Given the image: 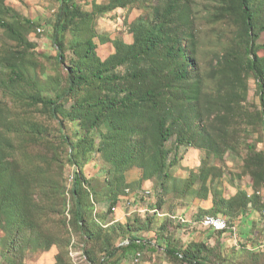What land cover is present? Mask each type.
<instances>
[{
  "label": "rangeland",
  "instance_id": "374dc122",
  "mask_svg": "<svg viewBox=\"0 0 264 264\" xmlns=\"http://www.w3.org/2000/svg\"><path fill=\"white\" fill-rule=\"evenodd\" d=\"M76 1L86 11H93L94 3L109 2ZM165 1L143 0L139 6L103 14L95 12L90 31L66 32V61L60 63L58 47L53 40L60 0H0V19L14 24L28 41V44H21L6 28L0 27V80L6 81L16 71L36 85L33 88L22 82L0 84V135L8 139L1 149L5 155L28 167L42 166L45 181L59 187L65 185L68 190L74 179V174L68 178L71 171L69 145L75 143V160L85 173L98 207L86 211L91 236L86 238L80 229L72 230V238L75 237L72 246L77 242L74 250L72 246L51 245L61 219L59 235L65 234L64 239L68 237L63 213L61 217L47 215L42 210L41 227L25 229L17 241L12 240L15 227L4 224L0 228L3 264H71L68 255L77 264L80 260L76 257L83 256L85 244L91 263L83 264L114 261L133 264L136 253L125 255L120 250L113 254L115 257L109 256L124 237L131 235L126 230L127 224L136 229L134 235L146 239L147 247L140 250V264H188L167 249H184L190 242L205 244L204 255L210 264H264V132L260 127L258 84L251 73L244 80H237L218 65L230 48L243 49L236 42L241 30L239 19L227 10L225 0H189L185 2L182 15L176 16L172 24L185 53L170 60L168 65L186 68L188 76L178 81L174 93H169L170 97L174 96L175 104L168 107L175 106V109L168 116V123L172 124L175 117L182 121L172 124L175 134L165 144L163 167L158 159L156 123L161 115L168 114L167 109L162 114L158 112L160 115L148 114L152 120L150 122L149 118L143 124L138 123L139 116L133 118V114H128L135 128L133 132L137 133L133 136V132L128 131L125 139L119 136L114 139L113 130L127 127L125 115L110 124L104 121L99 127H91L93 112L82 115L78 111L81 117L76 120H64V117L79 99L93 100L99 95L115 93L123 96L124 89L114 92L84 87L74 97H64L65 105L58 113L64 124L47 107L32 99L37 92L52 98L65 94L68 67L76 63L86 69L82 55L87 37H93L98 44L99 57L106 59L110 53L108 47L113 52L115 48L110 42L102 44V39L113 41L120 37L126 43H133L135 38L130 23L140 18L152 22ZM253 2L259 13V54L264 57V28H261L264 0ZM150 62L151 59H146L141 65L147 66ZM134 69L135 65L126 64L113 72L124 77ZM232 89L233 98L229 100L227 96ZM180 135H187L182 145L178 144ZM23 176L28 195L39 199L44 192L35 188L36 183L30 180L29 173ZM243 191L250 202L245 212L240 213L236 210L243 203L239 197ZM258 192L261 195L257 197ZM110 193L129 197V208L115 207L113 213L112 201L108 199ZM41 197L44 196H40V200ZM221 197L230 199L234 210L228 215L218 214L226 215L231 221L225 233L201 226L205 217L217 214L213 211L214 200ZM47 200L41 203L49 206L51 202L45 203ZM90 200L86 196L85 205ZM157 206L161 210L155 215ZM5 217L7 215L0 212V221ZM149 218L152 221L148 226ZM176 218L183 223L176 222ZM187 218L193 223H188Z\"/></svg>",
  "mask_w": 264,
  "mask_h": 264
},
{
  "label": "trees",
  "instance_id": "16d2710c",
  "mask_svg": "<svg viewBox=\"0 0 264 264\" xmlns=\"http://www.w3.org/2000/svg\"><path fill=\"white\" fill-rule=\"evenodd\" d=\"M142 1L143 0H109L106 4L94 3V10L86 11L82 9L76 0H60L59 13L54 23L53 33V40L59 51L57 55L58 61L60 63L66 61V32L83 29L88 32L91 30V20L95 12L103 14L118 8H131L141 5ZM187 1L189 0H166L164 7L162 9H157L152 22L150 21V23H147L140 18L130 23V28L135 38L133 43H126L120 37L115 38L113 41L102 39V44L110 42L113 48H115V51L110 53L106 59H101V57H99L96 51L98 44L94 41L93 37H87L83 43L85 45V51L82 56L87 65L86 69H88L89 72H87L86 69H84L85 67L83 68L81 64L75 63V65H70L68 67V87L65 94L60 97L52 98L44 97L37 92L36 95L32 96L34 103L43 104L51 111L53 116L58 118L63 124L66 118L76 120L81 117L76 113L78 111L82 112V115L84 112L87 114L93 112L91 127H99L104 121L110 124L119 116L125 115L127 127L121 126L113 130L114 139L116 136L125 139L126 137H124V134L126 132H133L135 130L127 117L128 114H133V118L139 116L138 123L143 124L149 118L151 122L152 117H148V114L151 116L154 112H161L162 114L166 112L167 109L168 114L161 115L156 123L158 130V148L160 151L158 159L160 167H163L165 163V144L175 134L172 124L182 121V118L175 117L173 118L172 124L168 123V116H170L171 112L175 109V106L168 107V105H172V103L175 104L174 96L170 97L169 93L170 91L174 93V86L178 81L188 76V70L184 67H178L177 65L176 67H170L168 62L175 59L180 54L185 53V47L179 44L180 38L176 36V32L172 30V24L176 22V16L182 15L185 2ZM225 1L227 10L239 19L241 30L237 33L238 39L236 42L238 46H243V49H238L237 47L230 48L223 54L218 65L222 70L231 72L233 79L239 80L243 78L244 80V77L248 73L254 75L257 80L258 96L260 99V127L264 132V57L259 54L261 46L257 43L259 37V31H257L259 26V13L253 0ZM27 23L31 24V22L28 21ZM0 27L6 28L19 43L28 44L24 34L14 24L0 19ZM262 27L264 28V25L261 26V28ZM146 59H151L150 65H141V62ZM88 61H90V63H88ZM126 64L135 65L136 70L134 69V71H131L130 74L124 77L115 75L113 71L117 67ZM7 82H22L36 88L33 81L16 71H13V74L6 81L0 80V84H6ZM84 87L105 88L114 92L124 89V95L119 96L118 93H115L114 95H99L93 100L79 99L72 105L64 117V120H61L58 117V113L65 105L63 98L74 97ZM166 91L168 94L165 93ZM233 93L234 91L232 89V93L227 96L229 100L233 98ZM136 133L137 132H133V136ZM104 136L107 137L106 135ZM186 138L187 135H180L178 137V144H184ZM5 141H8V139H3L2 135H0V212L7 215L4 220H1L2 222L0 221V228L4 226V224L6 226L11 225L12 228L15 227L16 232L12 240L17 241L25 229L41 227V222L39 221L40 213L42 210H45V214L47 215L52 213L62 217L63 213L65 216L64 226L68 237L64 239L65 234L59 235L61 233L59 225L63 224L61 219L57 223V231H55L56 233L53 235L51 245H57L60 248L65 245L68 246L67 248L72 246V241L75 238H72V235H74L72 230L75 228L80 229L79 231H81L86 238L91 236V230L87 223L88 215H86V211H89V209L97 210L98 207L96 201L93 199L94 194L88 187L85 173L81 165L75 160L73 148L76 144L70 143L69 145L71 171L68 178L71 174H74V179L72 185L67 190L65 185L59 187L50 181H45L43 179L42 172L44 169L42 166L34 165L28 167L21 161H17L18 159L5 155L1 149L2 146L5 147ZM78 143H80V141ZM101 147L104 146L102 145ZM24 173H29L31 175L30 180L36 183L35 188L41 189V191L44 192L40 196H44L46 199L48 198L45 203L51 202L49 206L41 203V200H45L44 197H41L40 200L39 196V199L35 200L34 195H28L25 190L26 180L23 176ZM34 175L39 176L33 178ZM35 194H37V192H35ZM113 194L114 193H110L108 197V199L112 201L111 210L113 213L115 207H119L121 210L129 208L127 204L130 199L129 197L116 196ZM258 195H261V193L258 192L257 197ZM86 196L91 199L88 205H85L84 202ZM239 197L243 199V203L239 205L236 211L243 213L247 209L250 200L247 197V193L244 191L240 193ZM154 210V214L157 215L161 209L157 206ZM213 211L217 213L213 214L216 216L223 212L227 215L230 214L234 211L231 206V200L224 197H221L219 200L215 199ZM222 216L227 219L230 227L231 221H229L226 215ZM151 221L152 219H147L146 225L149 226ZM176 222L180 224L183 223L179 218H176ZM187 222L193 223L191 219H188ZM194 223L197 222L194 221ZM227 229L213 230L225 233ZM126 230L130 232L131 235L124 237L119 247L115 251L109 253V256L112 258L115 257L113 254H117V251L119 252L120 250L122 253H125V255L136 253L135 256L138 257L139 252H141L140 250L147 247L145 242L146 239L134 235L133 233L136 229L132 228L130 224H127ZM127 239L130 243L122 245V241ZM84 243L85 242H83V244ZM155 245L159 246L157 242H155ZM205 249L206 246L202 242H190L184 249L174 250L173 248H168L167 251L188 264H210L207 262L204 255ZM82 251L84 252L83 258L77 264L91 263V257L89 256L86 244ZM68 257L71 264H76L71 255H68ZM0 264H3L1 257ZM107 264L117 263L114 261V263L108 262Z\"/></svg>",
  "mask_w": 264,
  "mask_h": 264
},
{
  "label": "bare ground",
  "instance_id": "6f19581e",
  "mask_svg": "<svg viewBox=\"0 0 264 264\" xmlns=\"http://www.w3.org/2000/svg\"><path fill=\"white\" fill-rule=\"evenodd\" d=\"M220 221L224 222V227H226V228L229 227L227 219L224 216H222V215H217V216L216 215H210V216H207L201 221V223H202V226L206 225L207 228L216 229V228H218V222H220ZM73 247L74 246H72V250H74ZM82 258H83V256L79 255V257H76V260L77 261H79V260L81 261Z\"/></svg>",
  "mask_w": 264,
  "mask_h": 264
},
{
  "label": "built area",
  "instance_id": "2783aa9c",
  "mask_svg": "<svg viewBox=\"0 0 264 264\" xmlns=\"http://www.w3.org/2000/svg\"><path fill=\"white\" fill-rule=\"evenodd\" d=\"M203 227L207 228L206 225H203ZM225 229H227V228L224 227V222L220 221V222H218V228H216L215 230H225ZM129 243H130V241L127 239L125 242H123L121 244L122 245H127ZM141 257H142V252H139V257H135L133 264H140Z\"/></svg>",
  "mask_w": 264,
  "mask_h": 264
},
{
  "label": "crops",
  "instance_id": "0c3cea01",
  "mask_svg": "<svg viewBox=\"0 0 264 264\" xmlns=\"http://www.w3.org/2000/svg\"><path fill=\"white\" fill-rule=\"evenodd\" d=\"M109 45H111L112 48H113V45H112L111 43H110ZM108 48H110V49H109V50H110V53H112V52H113V51H112L113 49H111V47H108ZM110 53H109V54H110ZM109 54H108V55H109ZM108 55H107V56H108Z\"/></svg>",
  "mask_w": 264,
  "mask_h": 264
}]
</instances>
